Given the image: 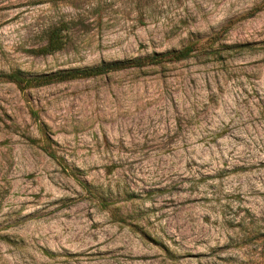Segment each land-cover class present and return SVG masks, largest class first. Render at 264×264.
<instances>
[{
	"label": "rangeland",
	"instance_id": "rangeland-1",
	"mask_svg": "<svg viewBox=\"0 0 264 264\" xmlns=\"http://www.w3.org/2000/svg\"><path fill=\"white\" fill-rule=\"evenodd\" d=\"M187 46L0 78V264H264V0H0V75Z\"/></svg>",
	"mask_w": 264,
	"mask_h": 264
},
{
	"label": "trees",
	"instance_id": "trees-1",
	"mask_svg": "<svg viewBox=\"0 0 264 264\" xmlns=\"http://www.w3.org/2000/svg\"><path fill=\"white\" fill-rule=\"evenodd\" d=\"M69 30L68 22H62L58 25L51 26L43 33L44 42L38 48L32 50L35 55H49L60 50L64 43L66 32ZM192 48L187 46L179 50L168 51L161 54H152L142 58H134L120 62L101 64L98 66L67 70L63 72L44 74L33 77H23L17 72L0 75L5 82L13 84L17 89L41 87L53 83H60L69 80L85 79L105 75L110 72L120 71L130 68H141L145 66H154L163 62L180 61L188 57Z\"/></svg>",
	"mask_w": 264,
	"mask_h": 264
}]
</instances>
